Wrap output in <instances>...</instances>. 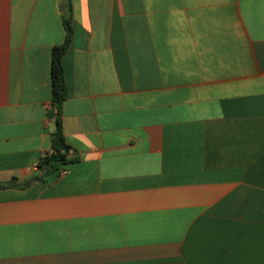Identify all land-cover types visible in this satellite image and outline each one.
<instances>
[{"label":"crops","instance_id":"crops-1","mask_svg":"<svg viewBox=\"0 0 264 264\" xmlns=\"http://www.w3.org/2000/svg\"><path fill=\"white\" fill-rule=\"evenodd\" d=\"M13 180L0 264H264V0H0Z\"/></svg>","mask_w":264,"mask_h":264},{"label":"trees","instance_id":"trees-1","mask_svg":"<svg viewBox=\"0 0 264 264\" xmlns=\"http://www.w3.org/2000/svg\"><path fill=\"white\" fill-rule=\"evenodd\" d=\"M69 5V4H68ZM64 25L67 32L65 43L61 46L54 47L52 50V65H51V82H52V95L53 102L58 108L61 107L62 103L67 98V87L65 83V75L63 68V56L67 52L71 39H72V28L70 25L69 16L64 18ZM51 153L47 154L41 161V166L45 167L48 171L58 170L62 165L76 161L77 158L68 159V153L66 149L69 146L66 144L64 139L61 118H57L55 131L51 136ZM16 180L8 184H0V189H7L15 187Z\"/></svg>","mask_w":264,"mask_h":264},{"label":"built area","instance_id":"built-area-1","mask_svg":"<svg viewBox=\"0 0 264 264\" xmlns=\"http://www.w3.org/2000/svg\"><path fill=\"white\" fill-rule=\"evenodd\" d=\"M66 173H67V171L62 170L61 173H60V175H61V176H64Z\"/></svg>","mask_w":264,"mask_h":264},{"label":"water","instance_id":"water-1","mask_svg":"<svg viewBox=\"0 0 264 264\" xmlns=\"http://www.w3.org/2000/svg\"><path fill=\"white\" fill-rule=\"evenodd\" d=\"M65 151H66V152H69V149H66Z\"/></svg>","mask_w":264,"mask_h":264}]
</instances>
